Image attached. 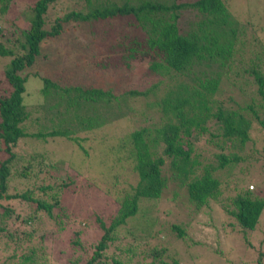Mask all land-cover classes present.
I'll return each instance as SVG.
<instances>
[{
	"label": "trees",
	"instance_id": "16d2710c",
	"mask_svg": "<svg viewBox=\"0 0 264 264\" xmlns=\"http://www.w3.org/2000/svg\"><path fill=\"white\" fill-rule=\"evenodd\" d=\"M246 1L240 5L243 12L247 11ZM259 1L261 6L256 12L260 14L264 12V0ZM13 2L0 0L1 19ZM57 2L36 0L31 5L24 4L21 13L31 12L30 15L24 12L27 27L18 29L17 37L9 41L13 48L0 43V57L9 58L2 70L3 78L0 76V150L6 155L0 158V220H15L17 232L23 236V241L30 243L39 234L49 240L54 237V231L45 230L42 226L47 222L60 225L72 218V221L86 227L95 223L101 232L99 239L93 245H83L77 239L74 244L79 245L78 250L74 248V253L71 252L63 264H130L134 257L149 258L150 264H168L162 260L166 252L162 245L155 242L156 245L147 243L144 247L137 237H128L120 229L136 216L142 199L157 200L161 197L167 186L162 175L167 160L173 172L171 177L185 187L188 202L200 208L210 200H219L221 171H231L244 159L239 152L251 140L250 128L254 123L264 130V37L258 36V32L264 33V17L256 15L259 28L254 27L250 20H233L229 0H69L74 6L79 4L78 8H67L68 11L47 22L48 9H54L53 4ZM186 11H195L200 19L187 26L182 25L181 15ZM68 23L90 25L97 37L98 49L90 59L95 71L91 74L86 71L85 76L99 79L102 70L125 75L132 72L138 63H148L145 75L166 77L144 92L127 91L130 97L154 96L155 99L147 105L150 110L160 113L164 123L156 126L154 131L145 127L134 129L116 141L109 139L104 142V156H114L118 161L122 157L131 159L137 176V183L122 195L116 212L111 216H106L105 210L96 209L97 205L102 208L104 194L97 184L88 180L87 171L78 163L71 165L64 163L65 160L57 161L47 151L17 155L20 140L28 136L51 147L55 146L57 138L71 140L83 155L85 150L78 144L75 129L93 132L108 123L106 114L100 113L99 109H113L116 102L113 99L117 98L111 90L92 84L60 85L59 81L56 83L36 74L33 78H38L41 86L35 93H39L38 96L34 97L38 100L37 106L35 102L31 103L40 113L35 121L50 128L35 134L26 133L23 129L30 118L26 101L34 95L28 93L31 74L25 71L41 55V47L47 41L60 37ZM68 29L74 33L75 25ZM246 32L249 35L245 38ZM0 36L9 40L2 31ZM238 45L242 50L240 56L248 54L245 58L238 57ZM99 53L104 55L102 59L97 58ZM99 68L102 70L98 71ZM196 71L199 75L191 85L183 80L182 77ZM239 71L251 81H246ZM224 79L234 91L246 92L243 85L255 86L247 105L233 107L227 104L222 91L219 96ZM167 81L175 83L157 99L159 84L167 86ZM228 100L231 101L232 96ZM223 103H226V108ZM70 110L74 113H69ZM124 116L125 113L112 114L110 120ZM201 141L206 147L199 146ZM158 143L162 145L160 154L155 150ZM211 148L218 149L219 153H213ZM209 152L213 161L204 157ZM91 188L94 191L89 190ZM250 192L248 188L238 193L230 211L244 233L259 226L264 213V198ZM89 193L90 198L87 196ZM101 200L103 203L99 204ZM3 231L4 227L0 228L1 235L8 238L9 244L20 239L13 233L3 235ZM62 231L60 227L57 233ZM173 232L176 239L185 237L179 226H173ZM172 234L167 238H173ZM3 244L7 246L6 242ZM111 247L118 254H108ZM35 256V250H30L29 254L22 256L20 264L38 262ZM137 259L133 262L141 263ZM40 260L43 259L40 257ZM257 264H262L260 258Z\"/></svg>",
	"mask_w": 264,
	"mask_h": 264
},
{
	"label": "rangeland",
	"instance_id": "374dc122",
	"mask_svg": "<svg viewBox=\"0 0 264 264\" xmlns=\"http://www.w3.org/2000/svg\"><path fill=\"white\" fill-rule=\"evenodd\" d=\"M34 1L36 0H14L13 5L11 4L9 10L4 13L3 19L0 17V31L9 38L7 41L0 36V43L4 47L13 48V44L9 41L17 37L18 29L27 27V23L24 21V12L28 11L21 12L24 4L31 5ZM242 2L244 3V0H229V11H231L232 19L238 22L250 20L252 24L254 23V27L259 28L257 17L260 15L264 17V12L259 14L256 11L260 8L261 1L247 0L245 2V5L247 4L246 12L242 11L240 6ZM53 6L54 9H48L47 22L63 14V11H66L67 8L69 10L77 9L79 4L74 6L69 0H58ZM30 14L31 12H28V15ZM181 16V24L185 26L200 19L195 11L183 12ZM254 16H256L255 19L253 18ZM76 24L68 23L64 25L65 30L62 35L47 41L41 47V55L36 58L35 64L25 71V73L29 72L31 74L27 84L28 93L34 95L26 101L30 118L25 123L26 126L25 124L23 125V129L26 133L35 134L50 128L40 124L41 122L37 123L35 121V118L40 113L33 108L31 103L35 102L37 106L38 100L34 97L38 96L39 93H35L38 92L39 86H41L39 79L33 78L36 74L39 77L50 78L56 83L59 81L60 85L76 84L85 86L92 84L104 90H111L117 98L116 100L113 99V101H116L113 103V109L107 108V110L104 107L99 109L100 113L106 114L108 123L93 132L84 133L75 129V137L78 139V144L80 143L85 150L83 155L82 150L71 140L57 138L55 146L51 147L48 143L29 136L24 140H20L17 146V155L20 157L21 155H28L32 151H47L57 161L65 160L64 163L71 165L78 163L84 171H87L88 180L93 184H97L101 193L104 194L105 202L103 203V200H101L99 203H103L102 208L97 205L96 209L98 211L99 209L105 210V215L111 216L116 212L117 204L122 195L137 183V176L133 171L131 159L126 160L122 157L118 161L114 156H104V142L109 141V139L116 141L122 134L131 132L134 129L145 127L154 131L156 126L159 125L160 127V124L164 123L160 113L153 109L150 110L147 105L155 99L154 96L151 95L147 98L144 96L130 97L127 91L144 92L151 85L157 84L166 77L155 78L152 75H145L148 63H138L136 67L134 66L132 72L125 75L123 73L104 72L99 68L98 71L102 70L99 72V74H102L99 79H93L89 75L85 76L86 71L90 74L95 71L94 64H92L90 59L95 49H98L95 41L97 37L95 32L92 33L91 31L92 26L84 23ZM73 25H75V30L74 33H71L68 28L73 27ZM248 35L247 33L243 37L245 36L246 38ZM260 35L264 37V33L258 32L259 37ZM19 39L22 41V38ZM241 51V47L238 45V57ZM249 51L255 52V50ZM245 55L248 54L240 57L245 58ZM103 56L99 53L97 58L102 59ZM8 61L9 58L0 57L1 78H3L2 70L8 64ZM244 74V72L239 71L240 76H243L246 81H251V78H247L246 74ZM197 75H199V72L196 71L182 78L191 85ZM84 76L90 79L85 80ZM166 83L168 84L167 86L163 83L159 84L157 99L161 98L167 88L171 87L172 83L175 82L167 81ZM228 85L226 79H224L221 83L219 96L222 91L227 104L233 107L237 105L244 106L249 101V94H254L255 86L253 84L251 86L243 85V89L246 92H239L237 88L234 91ZM230 96H232L231 101L228 100ZM118 104L119 107L117 108ZM223 105L225 107L226 103H223ZM71 112L74 113L70 110L69 113ZM121 113H125V116L121 117V119L113 117L110 120L112 114L118 116ZM250 136L251 140L246 142L242 151L239 152V155L244 159L236 164L231 171H221L220 173L222 186L219 200H210L200 208H196L193 203L188 202L185 187H181L178 181L172 179L171 175H173V172L167 160V164L162 171L163 177L167 180V186L163 190L161 197L157 200L142 199L138 213L120 229L122 230L121 232L128 237H137L144 244V247L147 243L156 245L155 242L157 245H162L166 251L162 256V260L168 264H175V261L177 264H257L258 258L264 264V213L259 226L245 233L230 214V211L233 210L232 201L235 196L248 188L253 196L264 198V130L254 123L250 128ZM156 146L155 150L160 154L162 145L160 146L158 143ZM199 146L206 147L204 141H201ZM211 151L215 154L219 153V150L215 148H211ZM5 156L0 150V158ZM205 156L208 161H213L210 152ZM61 176H64V173H61ZM92 188L89 190L94 191ZM87 196L90 198V193ZM70 219L63 220L64 222L60 225L57 224L63 229L60 233H57L60 227L54 222L45 223V225H42L44 226L43 228L54 231V237L49 240L39 234L38 238L32 243L23 241V236L17 232L18 225L15 220L3 222L0 220V228L4 227L3 235L13 233L20 238L13 244H9L8 238L0 233V264H20L22 256L29 254L30 250H35V257L39 260L38 262L35 261L34 264H40L42 261L44 264H63L71 252L74 253V248L78 250L79 245L76 246L74 244L77 239L83 245H93L101 236L100 229L95 223L86 227L83 224H79L78 221ZM173 226H179L183 230L185 237L181 240L176 239V234L174 232L173 234L171 233ZM38 229L42 230L41 226H38ZM75 231L79 233L76 234ZM168 234H172L173 238H167ZM4 242L7 244L6 247L3 244ZM137 246L139 249V242ZM88 250H90V246ZM108 254L114 255L118 253L111 247ZM259 254L263 256L260 257ZM12 256H15V258L12 259ZM40 257L43 260H40ZM121 257L124 258V255H121ZM135 259L137 257H134L133 261ZM137 260L141 261V263L131 261L130 264H150L151 262L149 258L143 259L139 257Z\"/></svg>",
	"mask_w": 264,
	"mask_h": 264
}]
</instances>
